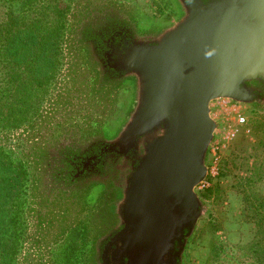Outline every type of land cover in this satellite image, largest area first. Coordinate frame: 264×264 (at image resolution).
<instances>
[{
    "label": "water",
    "instance_id": "95a60500",
    "mask_svg": "<svg viewBox=\"0 0 264 264\" xmlns=\"http://www.w3.org/2000/svg\"><path fill=\"white\" fill-rule=\"evenodd\" d=\"M113 66L136 83L111 150L124 153L138 138L143 148L109 252L118 264H183L208 214L196 188L219 129L211 104L246 106L263 90L253 84L264 86V0H195L151 39L117 54Z\"/></svg>",
    "mask_w": 264,
    "mask_h": 264
},
{
    "label": "flooded vegetation",
    "instance_id": "af4514ba",
    "mask_svg": "<svg viewBox=\"0 0 264 264\" xmlns=\"http://www.w3.org/2000/svg\"><path fill=\"white\" fill-rule=\"evenodd\" d=\"M193 1L161 0L152 16L143 18L119 0H66L69 9L65 18L71 13V25L67 28L57 20L66 40L60 37L55 71L47 83L51 89L56 81L64 82L55 100L59 109L47 128L36 135L15 141L11 136L21 126L0 130L1 155L8 154L7 159L16 163L10 156L13 152L28 168L25 176L19 167L26 195L20 214L21 238L17 241L20 247L27 244L25 240L29 242L30 264H104V253L109 264H118L115 254L109 252L123 229L118 205L138 165L143 144L138 138L135 148L124 153L111 150L116 137L109 134L111 114L120 111L121 105H116L123 103V96L136 83L135 77L113 68L114 60L135 42L155 36L158 30L148 25L162 18H178ZM75 14L79 21L76 26ZM61 52L66 59L69 56L65 75ZM253 85L263 90L254 91L246 107L264 113V86ZM60 98L63 102L59 103ZM34 145L43 149L42 156ZM5 147L11 151L6 152ZM28 217L33 232L26 229ZM70 221L75 224L67 226ZM52 229L59 231L58 239V231ZM14 242L11 256L21 251ZM28 257L23 256L22 264H29ZM12 261L8 264H16L18 258Z\"/></svg>",
    "mask_w": 264,
    "mask_h": 264
},
{
    "label": "rangeland",
    "instance_id": "374dc122",
    "mask_svg": "<svg viewBox=\"0 0 264 264\" xmlns=\"http://www.w3.org/2000/svg\"><path fill=\"white\" fill-rule=\"evenodd\" d=\"M119 1L136 9L143 18H150L152 10L155 7H159L161 3V0ZM67 6L66 0H42L35 6L33 11L22 14V17L25 23L33 21L37 17L41 25L47 27H50V25L55 26L60 21L59 23L57 22L56 17L53 16V11H55V8L61 11ZM14 8L17 12L19 6L16 5ZM3 11H7L4 3L0 4V16ZM69 15L71 13L67 15V19L65 18L64 22L67 28L71 25V17ZM167 23L168 20L162 18L154 24L148 25L147 28L158 30ZM65 37L66 35L64 38L61 35V39L66 40ZM1 46L2 42L0 40ZM61 55L62 63L60 65L62 73L65 75L69 56L66 59L62 52ZM2 59L3 63L1 62L0 65V101L6 100L5 102L9 103L14 98V91L8 92L6 75L9 72V68L3 57ZM16 71L22 78L26 77L23 68L18 67ZM63 84L64 82L56 81L51 86V89L50 87L47 88L46 85L44 89H35L33 91L30 111L26 120L24 119L19 123L20 129L12 134V140L16 141L20 138L36 135V132L47 128L48 121L54 118V113L59 109L55 104V100L60 93L58 89ZM131 90L123 96L124 99L123 97L121 98L123 103L116 105V108L121 105L120 111L111 114L112 119L109 123V134L111 136L116 135L120 131L122 124H124L125 116L133 104L135 96L133 88ZM60 101L63 102V99L60 98L59 103ZM221 106L229 107V105L219 103L211 105V117L219 123V129L209 148L207 160V168L216 164L217 175L208 177L209 187L196 189V193L205 202L208 214L198 222L197 229L186 246L183 264H252V258L245 248L254 241L255 230L253 225L245 220L243 194L253 195L260 193L264 195V113L242 105L240 112L244 115L245 122L242 125H236L231 115L225 113ZM5 114L0 113V118ZM230 131L234 132L232 137L229 136ZM5 151L9 152L11 150L6 148ZM1 156L0 159L3 165L9 167L8 161L11 160L7 159L8 154L4 153ZM10 156L16 162L13 163L11 161L13 169L19 167L23 171L28 169L23 167L24 164L22 165L20 160L18 161V155L12 152ZM5 176L9 177L7 174ZM23 179V184L25 185L27 179L26 177ZM25 195L26 191L23 192L22 186H20V189H16L9 197L7 203L10 202V204H3L0 209V264H8L12 260L15 263L17 258L16 264H22L23 256L26 254L28 257L29 255V242L25 240L27 244L22 243L20 247L17 241V239L21 238L19 235L20 228H22L20 214L22 213L21 206ZM70 222L67 226L75 224L72 221ZM26 229L29 231L33 230L29 217ZM52 231L58 230L52 229ZM32 232L28 237L31 236ZM58 235L59 231L57 232V239L60 237ZM51 238L53 239V237ZM262 238L260 237V239ZM13 241H15V246L18 245L21 248V251L17 252V257L15 255L11 256ZM23 248L26 249L23 250ZM26 261L30 264L29 257Z\"/></svg>",
    "mask_w": 264,
    "mask_h": 264
},
{
    "label": "trees",
    "instance_id": "16d2710c",
    "mask_svg": "<svg viewBox=\"0 0 264 264\" xmlns=\"http://www.w3.org/2000/svg\"><path fill=\"white\" fill-rule=\"evenodd\" d=\"M42 0H0V4L7 7L0 16V65L7 62L9 72L7 73L8 92L14 91V98L9 103L0 101V130L19 128V123L26 120L30 111V101L33 91L44 89L51 80L55 71L57 60L55 56L59 53V40L62 31L61 25L47 27L41 25L37 17L35 20L25 23L22 14L31 12ZM19 9L16 12L15 6ZM69 8L61 11L55 8L53 16L56 20L65 22V14ZM75 26L79 24L76 14L74 15ZM20 67L26 74L21 77L16 69ZM12 90V91H11ZM41 148V147H40ZM34 150L42 156L43 149L34 145ZM45 155V154H44ZM3 165L0 159V209L7 203L9 197L20 189L23 173L21 169ZM7 174L9 177H6ZM13 176H12V175ZM12 176V177H10ZM245 220L252 224L255 230L254 241L245 248L252 258V264H264V195L257 193L253 195L243 194ZM1 214V212H0ZM260 237H263L260 239ZM8 253V252H7Z\"/></svg>",
    "mask_w": 264,
    "mask_h": 264
},
{
    "label": "built area",
    "instance_id": "2783aa9c",
    "mask_svg": "<svg viewBox=\"0 0 264 264\" xmlns=\"http://www.w3.org/2000/svg\"><path fill=\"white\" fill-rule=\"evenodd\" d=\"M214 103H219V104H225V105H229V107L227 106H224L221 108H223L222 110L225 112V113H229L231 115V118L234 120V122L236 123V125H242L244 122H245V117L244 115L242 114V112H240V107L241 105H235V104H232L228 101H217V102H213L211 105H213ZM234 135V132L233 131H230L229 132V136H233ZM212 145V144H211ZM216 160V159H215ZM217 175V169H216V164H213L210 168H208L207 170V176H206V179L202 182L201 185H199L197 188H207L210 186L209 182H208V177H215ZM196 188V189H197Z\"/></svg>",
    "mask_w": 264,
    "mask_h": 264
}]
</instances>
